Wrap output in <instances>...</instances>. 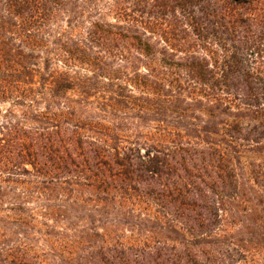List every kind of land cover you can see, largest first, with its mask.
I'll return each mask as SVG.
<instances>
[{"label": "trees", "instance_id": "1", "mask_svg": "<svg viewBox=\"0 0 264 264\" xmlns=\"http://www.w3.org/2000/svg\"><path fill=\"white\" fill-rule=\"evenodd\" d=\"M260 262L264 0H0V264Z\"/></svg>", "mask_w": 264, "mask_h": 264}, {"label": "rangeland", "instance_id": "2", "mask_svg": "<svg viewBox=\"0 0 264 264\" xmlns=\"http://www.w3.org/2000/svg\"><path fill=\"white\" fill-rule=\"evenodd\" d=\"M248 162H249V158L242 159V171L239 177L241 184L244 185L245 187H248L250 185L252 186ZM127 237H129V235H127ZM141 240L142 239L139 237H134V238L124 239L123 242L130 244H138L139 242H141ZM260 264H264V262H260Z\"/></svg>", "mask_w": 264, "mask_h": 264}]
</instances>
